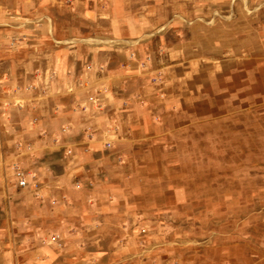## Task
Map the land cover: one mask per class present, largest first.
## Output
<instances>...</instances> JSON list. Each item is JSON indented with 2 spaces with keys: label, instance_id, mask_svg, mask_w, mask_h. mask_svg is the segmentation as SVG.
Returning <instances> with one entry per match:
<instances>
[{
  "label": "rangeland",
  "instance_id": "obj_1",
  "mask_svg": "<svg viewBox=\"0 0 264 264\" xmlns=\"http://www.w3.org/2000/svg\"><path fill=\"white\" fill-rule=\"evenodd\" d=\"M34 1L0 0L1 36L29 28L15 20L31 16ZM49 1L62 19L61 6L76 0ZM164 1L166 15L189 6L264 40V0ZM6 59L0 52V68ZM83 77L80 131L55 127L50 146L34 150L37 169L32 154L11 157L10 123H1L0 264H264V74L246 73L243 103L218 99L221 115L132 138L109 118L107 71Z\"/></svg>",
  "mask_w": 264,
  "mask_h": 264
},
{
  "label": "crops",
  "instance_id": "obj_2",
  "mask_svg": "<svg viewBox=\"0 0 264 264\" xmlns=\"http://www.w3.org/2000/svg\"><path fill=\"white\" fill-rule=\"evenodd\" d=\"M166 4L76 0L61 6L60 19L49 13V0L31 3V16L15 20L29 28L14 29L11 41L10 34L0 35V52L7 55V65L0 68V127L10 123L11 157L19 161L32 154L27 163L37 169L34 150L50 146L46 142L56 136L55 127L61 136L64 127L80 131L73 123L84 114L76 92L85 84L84 72L107 71L109 118L122 121L129 138L159 137L167 123L180 129L183 123L221 115L218 99L243 103L246 73L264 74L261 34L231 31L222 16L196 17L189 6L166 15ZM27 81L25 97L21 91ZM50 90L60 96L38 99V93ZM23 97L30 100L21 102ZM95 210L85 212L90 217Z\"/></svg>",
  "mask_w": 264,
  "mask_h": 264
},
{
  "label": "built area",
  "instance_id": "obj_3",
  "mask_svg": "<svg viewBox=\"0 0 264 264\" xmlns=\"http://www.w3.org/2000/svg\"><path fill=\"white\" fill-rule=\"evenodd\" d=\"M16 176H17V178H18V183H19L20 185H25V184H26L27 179H26V177L24 176V173H23L22 171H20V170L16 171Z\"/></svg>",
  "mask_w": 264,
  "mask_h": 264
}]
</instances>
